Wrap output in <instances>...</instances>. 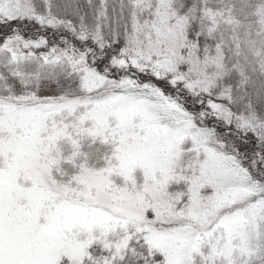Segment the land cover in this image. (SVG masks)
<instances>
[{
	"label": "snow or ice",
	"instance_id": "snow-or-ice-1",
	"mask_svg": "<svg viewBox=\"0 0 264 264\" xmlns=\"http://www.w3.org/2000/svg\"><path fill=\"white\" fill-rule=\"evenodd\" d=\"M0 264H264V0H0Z\"/></svg>",
	"mask_w": 264,
	"mask_h": 264
}]
</instances>
